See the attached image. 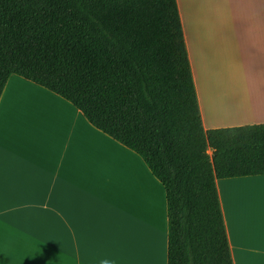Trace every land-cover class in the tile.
I'll return each mask as SVG.
<instances>
[{
  "label": "crops",
  "instance_id": "crops-1",
  "mask_svg": "<svg viewBox=\"0 0 264 264\" xmlns=\"http://www.w3.org/2000/svg\"><path fill=\"white\" fill-rule=\"evenodd\" d=\"M176 2L204 129L264 123V0ZM127 179L147 184L151 210L123 196ZM216 186L233 264H264V175ZM128 204L144 217L133 229ZM0 247L20 264H167L164 188L70 102L13 74L0 96Z\"/></svg>",
  "mask_w": 264,
  "mask_h": 264
},
{
  "label": "trees",
  "instance_id": "trees-1",
  "mask_svg": "<svg viewBox=\"0 0 264 264\" xmlns=\"http://www.w3.org/2000/svg\"><path fill=\"white\" fill-rule=\"evenodd\" d=\"M13 74L142 158L167 264H233L216 181L264 175V123L204 129L176 0H0V96Z\"/></svg>",
  "mask_w": 264,
  "mask_h": 264
},
{
  "label": "rangeland",
  "instance_id": "rangeland-1",
  "mask_svg": "<svg viewBox=\"0 0 264 264\" xmlns=\"http://www.w3.org/2000/svg\"><path fill=\"white\" fill-rule=\"evenodd\" d=\"M44 102V101H42ZM47 102H57L56 100H53L52 98H49ZM209 153H211V150L209 149ZM130 176V174H129ZM149 188L146 183L143 184V186H140V183L137 181L131 182L130 179H127L126 187L125 189L121 188V193L123 196L127 197V201L130 203L131 201H135L138 205L145 204L148 207H150V210L152 209L153 205L152 202L149 200ZM150 196V195H149ZM129 204L127 206V211L129 214V228L133 229L134 227H137L138 219H143L144 217L141 215L140 209H132ZM168 231V229H167Z\"/></svg>",
  "mask_w": 264,
  "mask_h": 264
},
{
  "label": "clouds",
  "instance_id": "clouds-1",
  "mask_svg": "<svg viewBox=\"0 0 264 264\" xmlns=\"http://www.w3.org/2000/svg\"><path fill=\"white\" fill-rule=\"evenodd\" d=\"M0 252H2L6 257L9 258V264H20V260L24 259V256L21 255L19 259L16 257V255L12 252H10L7 248L0 247ZM40 253V247L33 246L30 251L27 253V255L31 256H37ZM101 264H114L112 260L104 259L101 261Z\"/></svg>",
  "mask_w": 264,
  "mask_h": 264
}]
</instances>
